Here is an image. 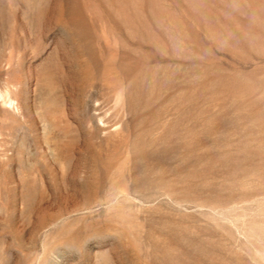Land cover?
I'll return each instance as SVG.
<instances>
[{
	"label": "rangeland",
	"instance_id": "1",
	"mask_svg": "<svg viewBox=\"0 0 264 264\" xmlns=\"http://www.w3.org/2000/svg\"><path fill=\"white\" fill-rule=\"evenodd\" d=\"M133 1L120 15L109 0H0V264H264V0ZM138 8L152 31L127 25ZM155 113L236 131L253 163L234 202L105 197L104 165ZM65 123L80 145L70 163L55 141ZM160 213L183 217L173 224L212 256L144 257L147 238L165 239Z\"/></svg>",
	"mask_w": 264,
	"mask_h": 264
},
{
	"label": "bare ground",
	"instance_id": "2",
	"mask_svg": "<svg viewBox=\"0 0 264 264\" xmlns=\"http://www.w3.org/2000/svg\"><path fill=\"white\" fill-rule=\"evenodd\" d=\"M109 2L113 8L116 7L117 14L120 15H126L125 13L129 10L128 8H137L138 6H134L133 0L126 2L124 6H121V3H123L121 0H109ZM138 3L140 2L138 1ZM139 8L138 10L136 9V13L133 12L137 14V20L130 21L129 16V20L126 19L127 25L131 26L133 25L131 22H134V24L138 23V25L144 27L146 31H152L153 25L149 22L151 20L150 14L146 16L145 11V15H142ZM61 9L63 14V7ZM120 15L119 19L124 18V16L120 18ZM60 21L68 23L65 14L60 18ZM128 26L127 28L129 29ZM133 27L135 29V26ZM138 30L140 31V29ZM132 40L134 39L132 38ZM126 42L122 44L124 47L127 46ZM107 44L109 42L107 43L106 40L103 45L110 48ZM81 58L88 65V58L85 53H82ZM13 94H16L13 90L6 92L9 99H11L10 95ZM0 98L6 99L3 94H0ZM43 115L41 114V118L44 120L45 115ZM186 115H178L171 118L168 115H158L155 113V116H143L139 120L136 117L138 122L133 117L137 123L133 124L134 131L132 129V134L123 140V143L121 142L119 146V148L126 147L127 152L122 154L118 150L117 153H113L114 155L109 157L108 162L104 165L107 174L104 184L105 197L121 194L146 199L164 197L178 205H192L194 208L212 209L234 202L236 186L245 187L251 178L249 167L253 163V158L250 157L251 155H249L250 153L247 150L236 152L240 145V140L237 138L234 129V131L224 130L226 132L216 131L214 122L218 121L220 123V119L212 117L201 119V116ZM50 127L47 125L46 130L51 131ZM31 128L32 136L30 140L39 147L40 142L33 135L35 132L33 120H31ZM54 128L59 130L62 128L63 136L56 137L55 141L63 142V146H66L67 151L64 157L70 163L73 161L74 156L78 154L77 150L80 149L79 142L76 137L71 136V127L67 123L62 127L55 124ZM89 148L87 149L89 150ZM33 155H28L26 159L31 162L34 158ZM41 157L43 158L44 155H41ZM61 157L58 156V160L61 161ZM158 215L161 219L159 222L161 234L164 235L165 239L161 242L158 239L147 238L153 251L144 254V257L170 262L188 260L198 262L204 261L208 256H212L202 244H193L192 240L195 239L191 238L186 228L177 227L173 224L177 219L183 220V217L178 218V215L171 216L162 213ZM166 230H169V233ZM186 238H190L188 239L189 243L184 242Z\"/></svg>",
	"mask_w": 264,
	"mask_h": 264
}]
</instances>
